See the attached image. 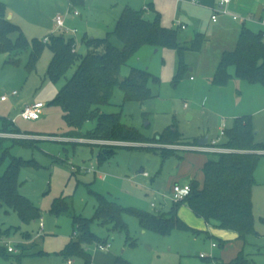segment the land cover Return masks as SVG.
<instances>
[{"label": "rangeland", "instance_id": "obj_1", "mask_svg": "<svg viewBox=\"0 0 264 264\" xmlns=\"http://www.w3.org/2000/svg\"><path fill=\"white\" fill-rule=\"evenodd\" d=\"M0 1L6 5L12 22L21 28L29 42L48 36V19L56 15V4L52 0ZM258 1L233 0L228 10L242 17L255 16L259 11L256 8ZM262 4L264 9V0ZM126 5L138 9L145 7L142 0H94L89 13L77 9L81 15L75 17L73 11L67 12L64 35L73 37L77 53L84 54L87 47L81 41L83 35L87 39L103 37ZM184 6L193 18H179L186 26L183 30L174 24L173 28L179 30L178 42H185L194 33H203L206 40L200 50L179 53L176 48L167 46L140 47L121 67L120 78L126 77L131 68L148 71L159 80L158 83L149 82L151 97L143 104L124 102L121 89L115 87L110 103L101 106V111L120 112L125 124L147 137H153L165 127L175 124L184 140L198 141L200 136H207L209 140L218 139L217 145L225 140L219 130L223 124L225 128H230L234 118L250 115L255 141L264 142V84L239 79L233 75L232 68L231 77L225 84L211 82L221 50L233 47L241 22L223 14L213 23L211 10L191 4ZM170 17V14L164 16L163 25L172 27L171 22H167ZM246 26L253 31L264 30L253 22H246ZM73 29L77 32L73 33ZM8 57L9 54L0 52V97L6 96L5 101H0V131L12 129L27 137H0V157L2 149H7L15 157L34 160L35 166L20 169L18 189L39 208L40 216L24 223L11 209L1 208L0 230L10 228L11 232L8 238L0 236V247L7 252V247L12 246L16 251L19 243L34 241V250H43L47 254L24 257L19 263L13 258L6 260L0 257V264L62 262L59 252L73 237V216L92 217L96 205L94 193L123 208L158 214L167 213L173 206L175 183L184 185L195 180L201 184L203 162L211 156L203 151L183 150L152 141L115 144L93 143V139L84 142L86 139L61 138L71 127L54 99L66 79L73 74L75 66L55 82L46 75L51 58L47 47L42 50L32 71L26 68L29 49L20 53L16 64L6 63ZM36 101L45 105L40 119L22 120L19 117L22 105ZM11 119L14 124L9 121ZM94 124V121L86 122L81 131L92 129ZM14 139L27 141L29 145H20ZM159 149L171 150V153L163 159ZM100 150H112L113 153L101 159ZM8 162L9 158L3 159L1 174ZM253 177V231L247 233L243 240L237 238L238 234L233 229L212 224L207 228L205 221L196 216L186 203L180 204L176 212L193 231H173L166 236L143 231L138 219L128 212L123 213V220L128 226L129 237L135 242L134 247L123 245L126 241L124 232L110 231L97 221L91 224V231L111 244L109 251L132 258L133 261H129L134 264H216L213 254L231 262L239 253L244 259L238 264H264V154ZM59 199L63 200L67 209L53 214L50 211L52 204ZM41 221L42 228L39 227ZM25 234H29L31 240H26ZM211 244H215L216 248ZM92 247L88 251L93 257L107 253ZM201 253L207 258L201 259ZM72 261L73 264H82L80 258H72Z\"/></svg>", "mask_w": 264, "mask_h": 264}, {"label": "trees", "instance_id": "obj_2", "mask_svg": "<svg viewBox=\"0 0 264 264\" xmlns=\"http://www.w3.org/2000/svg\"><path fill=\"white\" fill-rule=\"evenodd\" d=\"M71 1L75 6L82 5L81 0ZM178 32L177 28L161 25L158 13L153 20H147L144 11L125 6L115 26L105 36L100 39L82 37L81 41L86 44L87 50L84 54H78L74 38L66 37L64 34H50L48 42H42L38 38L29 42L21 28L7 18L6 5L0 1V52L9 54L6 63H18L20 53L29 49L26 68L30 71L35 70L42 50L47 47L51 58L46 75L51 80L59 81L71 67L75 66L73 74L66 79L54 99L62 108L63 116L71 127L66 135L69 139L139 143L152 141L173 146L195 145L197 140L194 139L192 142L184 140L175 124L165 127L153 137H147L136 128L125 124L120 112L101 111V106L110 103L115 87L121 89L124 102L135 101L143 104L151 97L149 82L158 83L159 80L148 71L131 68L126 77L120 78L121 67L140 47L167 46L182 53L200 50L206 40L203 33L197 32L189 40L179 43ZM230 68L233 69V75L239 79L248 83L264 84L262 31H253L242 25L234 49L221 53L211 82L225 84L231 77ZM179 69L181 70V67ZM90 121L95 122L94 127L82 132V126ZM224 138L220 146L231 151L208 153L211 156L202 165L201 184L193 180L190 183V192L181 200L174 202L167 213L152 214L123 208L103 195L94 193L96 205L92 217L73 216V237L59 254L63 258H80L82 264H91V255L87 249L105 242L91 231V224L94 221L108 227L110 231L124 232L126 243L134 246L135 242L129 237L128 226L123 220L124 212L134 215L142 229L161 236L170 235L173 231L192 230L177 216L176 210L182 203H186L196 216L201 217L209 225L233 229L238 234L237 238L243 240L247 233L253 231L251 192L254 172L260 157L264 154V142L255 141L250 115L234 118L232 126L225 129ZM14 141L23 146L29 145L27 141L17 139ZM159 150L163 159L171 153V150ZM111 153L112 150H100L99 156L105 159ZM4 158H9V162L3 173H0V209H11L22 222L29 223L39 218L40 212L39 208L19 192L18 176L22 167L35 166L36 163L34 160L15 157L7 149H2L0 166ZM66 207L63 200L59 199L53 202L50 211L59 214L66 210ZM10 232V228L0 230V236L8 238ZM24 237L31 240L29 234H25ZM16 247L17 250L14 252L8 250L6 252L0 247V257L6 260L13 258L19 263L24 257L47 254L43 250H34L36 247L34 241L19 243ZM243 259L242 253H239L232 264H238ZM113 264L131 263L118 256Z\"/></svg>", "mask_w": 264, "mask_h": 264}, {"label": "crops", "instance_id": "obj_3", "mask_svg": "<svg viewBox=\"0 0 264 264\" xmlns=\"http://www.w3.org/2000/svg\"><path fill=\"white\" fill-rule=\"evenodd\" d=\"M55 4H56V11L54 14H56L54 16V18L57 16V15H61L65 18V15L67 14V12H72L73 10H82L86 13H89L90 12V9L92 8V4H94V0H81L82 2V5H79V6H75L71 0H52ZM218 0H195V1H192V0H142V4L143 6L145 5V7H141V8H136L134 6H129V5H126V6H129L133 9H136V10H142L144 11V17L147 19V20H153V18L155 17L156 13L159 14V17H160V23L161 25H163V18L164 16H167V15H171V17L169 18V21L167 19V22H171L170 24H172L171 26L173 27L175 22H179L181 23L184 28L183 29H186V26L185 24H183V22L179 21V18L183 17V16H186L187 18L191 19L193 18L192 15H189V13L187 12V9L185 8V4H191L193 6H200L202 8H205V9H208V10H211L212 11V8H214V6L216 5ZM232 3V2H231ZM243 6V5H242ZM125 7V6H124ZM123 7V8H124ZM263 7V4H262V0L258 1L257 2V5H256V8L259 9L258 13L255 15V16H250L252 19L249 20V21H246V22H253V23H257L259 24L260 26L264 27V25H262L259 20L262 19L264 17V9H262ZM245 8V6L243 7ZM122 11V10H121ZM7 13V12H6ZM8 15V13H7ZM81 15V13L79 12V15L75 16V17H79ZM120 15V14H119ZM118 16H116L114 19H113V23L111 25V27H109L110 29H108L105 34L109 31H111L113 29V27L115 26V23L118 19ZM10 16V19H11V15H8ZM54 18H50L48 19V22H49V33L48 35L50 34H60V33H57V32H54ZM211 18V16H210ZM235 21V20H234ZM217 22V21H216ZM216 22H213V23H216ZM246 22L242 23L241 22V27L242 25H245L246 26ZM65 23V21H64ZM66 26V25H65ZM165 27H170V25H163ZM248 27V26H247ZM179 28L180 30H183L181 27H177ZM250 28V27H249ZM241 29V28H240ZM251 29V28H250ZM240 31V30H239ZM238 31V33H239ZM258 31H262L264 32V30H258ZM77 32V31H76ZM75 32V33H76ZM236 32V31H235ZM65 33V32H64ZM62 33V34H64ZM238 33L235 37V41L234 43H232V46L233 47H228V48H223L221 50V53L225 50H233L234 47H235V44H236V39H237V36H238ZM83 36L86 37V35L84 34ZM105 36V35H104ZM73 38V37H72ZM190 38H188L187 40H189ZM186 40V41H187ZM220 53V55H221ZM220 58V56H219ZM219 59L217 60V63H218ZM217 65V64H216ZM216 68V66H215ZM214 68V70H215ZM214 70H213V73H214ZM233 70V69H232ZM212 73V75H213ZM6 100V99H5ZM3 100V101H5ZM2 101V100H0ZM31 103V102H29ZM28 103H24L21 107V109L23 108L24 105H26ZM20 109V111H21ZM13 120V119H11ZM11 120H9L11 122ZM8 121V120H7ZM14 124V122L12 123ZM5 129V128H4ZM12 129L10 130H3V131H0V133H10ZM23 134V133H22ZM35 137V136H34ZM207 136H200L198 139L199 140H203V138H205ZM63 139H68L70 140L67 136H63L61 137ZM208 138V137H207ZM77 139V138H76ZM73 140V139H71ZM80 140V139H79ZM87 140L89 139H86L84 142H87ZM208 141H209V138H208ZM207 141V142H208ZM79 142H83V141H79ZM118 142V141H117ZM89 143V142H88ZM91 144V143H89ZM195 144H198V141H196ZM205 162V161H204ZM203 162V163H204ZM142 172V171H141ZM178 216V215H177ZM179 217V216H178ZM180 218V217H179ZM181 219V218H180ZM182 220V219H181ZM183 221V220H182ZM185 223V222H184ZM186 224V223H185ZM187 225V224H186ZM188 226V225H187ZM205 226L208 228L210 227V225L208 223L205 222ZM40 227V226H39ZM140 227V226H139ZM190 227V226H189ZM141 228V227H140ZM191 228V227H190ZM142 229V228H141ZM143 231H145L144 229H142ZM238 236V235H237ZM23 243H28V241H24ZM104 243H107L109 244V247L106 249V250H101V251H107L106 254H100V255H95L94 257L91 255V264H113L114 263V260L116 259V257L120 256L124 259H126L127 261L129 260H132V258L128 257H124L123 254L121 253H118V252H111L109 251V249H111V244L106 242ZM102 243V244H104ZM124 246H127V243L125 241V243L123 244ZM135 246V245H134ZM134 246H130V247H134ZM212 246V244H211ZM213 248H216V245L215 246H212ZM90 248V247H89ZM93 248V247H92ZM98 249V248H97ZM87 252L89 253L88 249H87ZM61 256V255H60ZM62 257V256H61ZM200 257V255H199ZM201 259H205L207 258V256L205 257H200ZM213 259L215 261L216 264H232V260L231 262L229 261H225L223 258L217 256L216 254H213ZM71 261L72 263L70 264H73V261H72V258H63L62 257V262H60L59 264H68L67 261ZM131 264H134L133 262L129 261Z\"/></svg>", "mask_w": 264, "mask_h": 264}, {"label": "built area", "instance_id": "obj_4", "mask_svg": "<svg viewBox=\"0 0 264 264\" xmlns=\"http://www.w3.org/2000/svg\"><path fill=\"white\" fill-rule=\"evenodd\" d=\"M195 1V0H192ZM233 0H218L216 5L214 6V8H212V14H211V21L212 22H216L218 19L219 15H230L231 18L235 21H239V22H246L251 20L252 18L250 16L248 17H242V16H238L236 14H232L230 13V11L228 10V6L231 4ZM73 14L75 16L79 15L78 10H73ZM259 22L264 25V17L262 19L259 20ZM175 25L177 27H181L182 29L184 28V26L179 23V22H175ZM67 30L65 23H64V17L61 15H57L54 18V32L57 33H64ZM77 30L73 29L72 32L75 33ZM262 37L264 39V32H262ZM42 42H48L49 41V35L46 36L44 39H41ZM6 96H1L0 100H5ZM44 103L40 102V101H36V102H31L28 103L26 105L23 106V108L21 109V111L19 112V117L22 120H29V121H34V120H38L40 119V117L42 116V109L44 108ZM11 122L13 123L14 120H11ZM225 126L224 124L219 128L220 130V135L224 136V132H225ZM0 137H18V138H24L27 137L26 134H18V133H0ZM55 139H61L60 137H55ZM93 141V143H102V142H108V143H115V144H121L123 142H117V141H103V140H91ZM219 142L218 139H213V140H209L206 144L204 145H199V144H195V145H178L175 146L178 149H183V150H191V151H203L206 153H223V152H230L231 150L229 148H224L220 145H217ZM191 190L190 184H184V185H180L179 183H175L173 186V198L175 199L174 202L181 200L182 198H184ZM40 228H42L43 223L42 221L39 223ZM212 246H215V244H212ZM96 248H98L99 250H106L109 247V244L104 243V244H98L95 246ZM7 250L9 252H14L15 250L13 249L12 246H8ZM205 254H200V257H205ZM68 264L72 263L70 260L67 261Z\"/></svg>", "mask_w": 264, "mask_h": 264}, {"label": "water", "instance_id": "obj_5", "mask_svg": "<svg viewBox=\"0 0 264 264\" xmlns=\"http://www.w3.org/2000/svg\"><path fill=\"white\" fill-rule=\"evenodd\" d=\"M7 18L10 19V16H7ZM207 141H208V138L205 137V138H203V140H198V144L199 145H204V144L207 143Z\"/></svg>", "mask_w": 264, "mask_h": 264}]
</instances>
